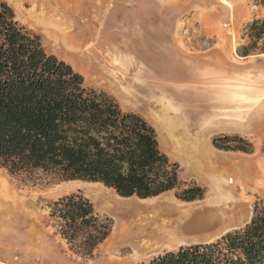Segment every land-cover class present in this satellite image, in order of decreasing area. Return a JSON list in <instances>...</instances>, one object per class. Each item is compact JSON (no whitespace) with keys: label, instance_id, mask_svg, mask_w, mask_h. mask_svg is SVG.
<instances>
[{"label":"rangeland","instance_id":"1","mask_svg":"<svg viewBox=\"0 0 264 264\" xmlns=\"http://www.w3.org/2000/svg\"><path fill=\"white\" fill-rule=\"evenodd\" d=\"M4 1L18 23L39 36L44 50L69 63L86 86L113 97L122 110L138 113L155 128L159 147L178 164L182 184L180 189L141 199L121 197L100 183L59 180L42 172L10 174L0 167V180L10 198L0 203V264H147L166 251L214 242L250 222L254 204L264 201V180L259 185L257 172L258 165L264 164V56H240L237 48L243 42L244 26L264 16L259 0H80V20L96 17L94 36L100 41L91 58L64 56L29 20L31 5L26 0ZM166 117L213 127L208 144L216 153H207L201 160H213L218 167L217 171L211 167L220 180L214 188L206 181V169L200 172L173 149L162 125ZM226 137L230 140L224 141ZM228 179L241 183L233 186ZM194 185L203 188L201 199L176 197ZM77 192L111 220L110 233L90 257L70 248L49 215V204ZM168 202L184 211L210 203L217 208L219 224L187 233L184 217L172 221L167 229L173 232L167 236L148 232L150 215ZM170 239L175 242L167 243Z\"/></svg>","mask_w":264,"mask_h":264},{"label":"trees","instance_id":"2","mask_svg":"<svg viewBox=\"0 0 264 264\" xmlns=\"http://www.w3.org/2000/svg\"><path fill=\"white\" fill-rule=\"evenodd\" d=\"M258 3L264 7V0ZM241 39L238 55L264 56V16L249 21ZM0 167L10 174L42 172L59 180L100 183L121 197L141 199L182 184L178 164L160 149L155 128L138 113L122 110L113 97L86 86L69 63L47 53L39 36L18 23L4 0ZM203 195L198 185L176 193L184 201ZM48 207L60 236L82 256L90 257L110 233L111 220L80 192L61 196ZM147 264H264V201L254 204L243 228L214 242L166 251Z\"/></svg>","mask_w":264,"mask_h":264},{"label":"bare ground","instance_id":"3","mask_svg":"<svg viewBox=\"0 0 264 264\" xmlns=\"http://www.w3.org/2000/svg\"><path fill=\"white\" fill-rule=\"evenodd\" d=\"M26 2L29 5H31L29 12H27V14L30 15L31 17L29 18V20L32 19V23L36 25V27L40 28L44 32V34L48 36L54 48H56L58 52L70 58H75L78 55L85 56L86 58L87 57L91 58L90 52H92V50L94 49V46L100 41L99 38L94 36V32L96 28V17L93 16L94 17L93 18L92 16H90L89 18L87 17L88 19H84L83 21L80 20L82 12H83L82 11L83 5L80 0H26ZM87 2L89 3V1ZM95 13L97 16V12ZM92 18L94 20L90 21ZM93 57H94V54H93ZM115 62L117 61L115 60ZM122 77L124 80L126 79L125 76H122ZM125 94L130 98L135 97V95L132 94L131 92H126ZM162 122L164 123V120ZM206 171L208 173L206 181L212 182V184H210L212 185V187L216 186L217 181H220L218 178V175H216L213 172L210 166H207ZM257 172H258V175L260 176L259 185L260 184L263 185L264 183L262 184L261 180H264V164L258 165ZM228 182L229 184L233 186L235 184H237L238 186V184L241 183L239 179H237L236 182H234L233 179H228ZM224 191H227V190H224ZM7 196H8V190H7L6 183L3 180H0V203L2 204L5 203L6 201L5 198L6 199L9 198ZM224 197L226 198L230 197L228 195V192H227V195H224ZM216 211H217V208L212 206L210 203L203 204L201 206L192 208L191 210L184 211V210H181L179 206L175 205L174 203L168 202V204L165 205V207L158 210L157 213L150 215V218H152V220L150 221V223L147 222V224L149 223L147 231L153 232V234L162 233L164 235L165 233V236H167L168 234H171L173 232L172 229H167L168 226L171 225L172 221H174V219H182L184 217L186 219H183L182 226H183V230L187 233H194V232L201 233L206 230L215 229L217 225L219 224L218 219H217V214L215 213ZM138 231L139 230H137V232ZM166 242L170 243L172 242V240L170 239L169 241H166Z\"/></svg>","mask_w":264,"mask_h":264},{"label":"crops","instance_id":"4","mask_svg":"<svg viewBox=\"0 0 264 264\" xmlns=\"http://www.w3.org/2000/svg\"><path fill=\"white\" fill-rule=\"evenodd\" d=\"M165 121L161 124L166 129L168 140L174 145L173 149L180 151L179 153L187 157L200 172H203L207 166L217 171L218 167L213 160L208 159L204 163L201 160V157L206 156L207 153L213 155L216 153V149L208 144V132L213 127L207 123H199L196 127L191 126L182 118H171ZM161 150L168 157L171 156L168 151Z\"/></svg>","mask_w":264,"mask_h":264}]
</instances>
